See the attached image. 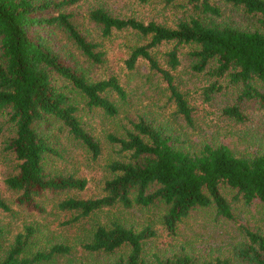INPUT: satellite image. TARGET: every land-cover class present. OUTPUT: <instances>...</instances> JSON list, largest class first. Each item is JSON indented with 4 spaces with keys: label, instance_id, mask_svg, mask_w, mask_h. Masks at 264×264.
<instances>
[{
    "label": "trees",
    "instance_id": "1",
    "mask_svg": "<svg viewBox=\"0 0 264 264\" xmlns=\"http://www.w3.org/2000/svg\"><path fill=\"white\" fill-rule=\"evenodd\" d=\"M78 1L0 0V112L7 115L16 130L6 149L19 161L18 174L4 183L9 190L19 193L16 199L19 206L38 213H43L38 200L46 192H83L87 181L46 172V158L57 152L37 127L47 118L60 121L70 136L98 158L101 145L77 117L78 108L69 91L79 92L90 108L101 109L110 117L117 116L119 109L106 94L111 92L122 101L127 99L117 78L91 81L83 69L72 64V58L67 59L53 46L49 35L58 28L86 58L102 63L104 53L97 51L99 46L89 42L73 24L72 15L65 12ZM180 1L183 8L187 6L190 10L176 28L116 18L102 9L93 11L90 19L101 27L104 38L125 30L149 38L148 43L131 50L127 68L134 70L140 60L147 61L150 69L167 83L177 112L189 124L193 123L192 108L173 76L180 65L178 49L183 45L196 47L192 57L197 72L209 68L218 81L229 79L232 84L242 85L239 101L257 100L264 108V0ZM218 3L241 8L254 21V28L222 24L219 20L224 14ZM164 43L175 44L167 54V68L152 54ZM221 89L219 82L214 83L208 98L210 93ZM225 114L239 122L247 120L238 105L226 109ZM133 129L126 137H108L110 144L119 146L122 153L131 157L128 162L115 161L109 165L113 176L104 185V195L87 200L68 198L59 204L61 211L76 212L79 218H86L105 209L130 210L162 202L167 207L163 225L174 236L180 224L200 208L215 207L219 217L234 219L231 204L221 192L222 185L237 190L247 204L258 201L264 206V154L238 157L224 145H206L200 153L192 154L178 148L176 140L162 127L141 119L133 123ZM0 208L10 211L1 193ZM243 230L247 242L238 254L237 263L198 262L187 254L166 259L155 256V262H150L144 255V245L157 236L156 231L150 226L136 230L118 221L97 226L92 239L82 249L113 254L129 247L128 256L114 264H264V235ZM36 233L34 226H26L5 249L0 264H46L71 254L72 248L65 244L31 252Z\"/></svg>",
    "mask_w": 264,
    "mask_h": 264
},
{
    "label": "rangeland",
    "instance_id": "2",
    "mask_svg": "<svg viewBox=\"0 0 264 264\" xmlns=\"http://www.w3.org/2000/svg\"><path fill=\"white\" fill-rule=\"evenodd\" d=\"M217 5L223 10L224 16L219 20L222 24L254 28V21L241 8L222 3ZM98 9L116 18H133L145 24L156 22L168 28H176L190 10L187 6L183 8L180 0H79L66 8L65 12L72 15V22L78 31L89 42L99 46L98 52L104 53L103 61L99 64L90 61L58 28L49 35L53 46L67 59L72 58V64L83 69L91 81L117 78L127 93V99L122 101L114 93L106 94L119 109L117 116L110 117L101 109L90 108L79 92L69 91L78 108L77 117L101 145L102 153L98 158H94L81 142L70 136L60 121L47 118L37 127L57 152L46 158V172L52 176H72L87 181L83 192L43 194L38 200L43 213L19 206L16 203L19 193L9 190L4 183L7 178L18 174L19 161L6 149L16 130L8 122L7 115L0 112V193L10 208L9 212L0 208V260L15 237L26 226H34L37 233L31 252L48 250L56 244L72 248L70 255L60 256L46 264H114L121 257L128 256L129 247L105 254L89 253L82 249V245L92 239L97 226H108L118 221L136 230L150 226L156 231L157 236L144 245V255L150 262H155V256L166 259L187 254L198 262L229 260L237 263L238 254L247 242L243 229L264 235V206L258 201L247 204L243 196H238V191L228 185H222L221 192L231 204L234 219L219 217L215 207L200 208L180 224L174 236L169 235L163 225L167 207L162 202L149 207L135 206L130 210L122 207L105 209L86 218H79V213L59 209V204L68 198L87 200L104 195V185L113 176L109 165L115 161L128 162L131 157L122 153L119 146L110 144L108 137H126L128 132L134 131L133 123L141 119L162 127L176 140L178 148L192 154L200 153L206 145L227 146L238 157L251 158L264 154V108L257 100L239 101L242 85L232 84L229 79L218 81L210 74L209 68L197 72L194 69L196 60L192 57L196 47L180 46V65L173 76L176 86L192 108L193 123L189 124L177 112L167 83L160 74L150 69L147 61L140 60L134 70L127 68L126 61L131 50L148 43L149 38L132 30L115 31L109 38H104L101 27L90 19V14ZM174 46V43H164L152 51L154 58L165 68L167 54ZM217 82L222 89L210 93L208 98L209 89ZM234 105L241 108L247 118L245 122L225 114V110Z\"/></svg>",
    "mask_w": 264,
    "mask_h": 264
}]
</instances>
